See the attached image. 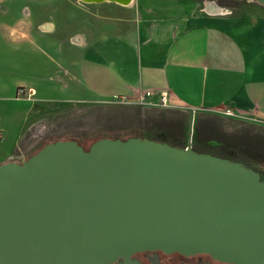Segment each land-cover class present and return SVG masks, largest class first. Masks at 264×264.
Wrapping results in <instances>:
<instances>
[{
  "label": "water",
  "instance_id": "obj_1",
  "mask_svg": "<svg viewBox=\"0 0 264 264\" xmlns=\"http://www.w3.org/2000/svg\"><path fill=\"white\" fill-rule=\"evenodd\" d=\"M145 250L264 264L263 173L140 136L0 164V264H139Z\"/></svg>",
  "mask_w": 264,
  "mask_h": 264
},
{
  "label": "crops",
  "instance_id": "obj_2",
  "mask_svg": "<svg viewBox=\"0 0 264 264\" xmlns=\"http://www.w3.org/2000/svg\"><path fill=\"white\" fill-rule=\"evenodd\" d=\"M125 1H87L111 7L86 12L87 25L67 15L61 28L40 10L0 8V50H6L0 53V164L32 149L22 138L35 104L13 99L18 88L61 91L71 77L101 98L167 94L192 114L233 108L264 121V12L198 13L191 0ZM249 146L252 155H264L257 140ZM251 158L264 172L263 158Z\"/></svg>",
  "mask_w": 264,
  "mask_h": 264
},
{
  "label": "rangeland",
  "instance_id": "obj_3",
  "mask_svg": "<svg viewBox=\"0 0 264 264\" xmlns=\"http://www.w3.org/2000/svg\"><path fill=\"white\" fill-rule=\"evenodd\" d=\"M198 13L208 11V4L216 5L219 12H230L231 15H247L263 13L260 4L250 0H191ZM0 8L26 7L32 12H45L49 19L58 25L65 26L67 15L75 13L83 18L82 25H87L86 13L100 9L105 12L111 6L97 5L84 0H24L21 6L16 1H0ZM103 9V10H102ZM68 31L60 33L64 37ZM68 37V36H67ZM6 50H0V53ZM0 58H4L0 57ZM3 62V61H2ZM65 66H69L66 62ZM32 67L37 72V59ZM71 67V66H69ZM62 74L64 69L60 71ZM30 76H34L31 72ZM67 76V74H66ZM69 76V75H68ZM70 88L61 91L37 93L30 99H13L29 101L34 105V111L28 120V129L22 138L27 148L25 158L20 157V150L15 154L18 162L36 153L46 143L56 140L80 139L90 145L92 139L100 137H123L142 135L161 141H168L178 147H194L197 145H215L219 148L231 150L235 155L247 159L254 166L261 163L251 160V157L263 158L264 155L250 154L249 140L257 137L260 144L264 142V121L252 119L249 115L235 109L220 111H197L192 114L187 109L175 106L169 97L166 105L160 104L161 97L145 100L127 98H101L90 91H86L75 78H70ZM232 113L229 114L227 111ZM9 125L14 122L8 120ZM33 146V147H32ZM23 150V149H22ZM17 161V160H11ZM9 162V161H8ZM6 163V162H5ZM264 162H262L263 164Z\"/></svg>",
  "mask_w": 264,
  "mask_h": 264
},
{
  "label": "flooded vegetation",
  "instance_id": "obj_4",
  "mask_svg": "<svg viewBox=\"0 0 264 264\" xmlns=\"http://www.w3.org/2000/svg\"><path fill=\"white\" fill-rule=\"evenodd\" d=\"M138 136L147 138L142 135H138ZM120 138L123 137L121 136ZM148 138H152V137H148ZM255 139H257V137H253V138L251 137V140H255ZM262 145L264 146V142L262 143ZM192 148L200 152H208L222 157H227L229 159L241 160L246 163L249 162L240 155H236V154L234 155L231 152V150H227V149L225 150L219 148L218 144L197 145ZM250 164L253 165L252 163ZM132 258L136 259L139 262V264H232L225 261H221L215 258L213 255L205 252L184 254L181 252L167 253L162 250H145L135 253L134 255H132Z\"/></svg>",
  "mask_w": 264,
  "mask_h": 264
},
{
  "label": "built area",
  "instance_id": "obj_5",
  "mask_svg": "<svg viewBox=\"0 0 264 264\" xmlns=\"http://www.w3.org/2000/svg\"><path fill=\"white\" fill-rule=\"evenodd\" d=\"M36 94L35 89L30 88V87H26V86H20L17 90L16 93V98L17 99H30L32 98L34 95ZM161 102L160 104L162 105H166V102L168 100V96L167 94H162L161 96ZM227 113L231 114L232 112L230 110L227 111Z\"/></svg>",
  "mask_w": 264,
  "mask_h": 264
},
{
  "label": "trees",
  "instance_id": "obj_6",
  "mask_svg": "<svg viewBox=\"0 0 264 264\" xmlns=\"http://www.w3.org/2000/svg\"><path fill=\"white\" fill-rule=\"evenodd\" d=\"M100 138H102V137H100ZM111 138V137H110ZM112 138H116V137H112ZM97 139H99V138H97ZM97 139H92L93 140V142L94 141H96ZM74 140H77L81 145H83L84 146V148L85 149H88L89 148V146L93 143H90V145H87V144H85V143H83L80 139H74ZM155 140H158V141H161V140H159V139H155ZM44 146V145H43ZM248 164H250V162H247ZM251 165V164H250ZM251 166H253V165H251ZM255 169H257V170H259L257 167H255V166H253ZM261 171V170H260ZM262 173H263V176H264V172L263 171H261Z\"/></svg>",
  "mask_w": 264,
  "mask_h": 264
},
{
  "label": "bare ground",
  "instance_id": "obj_7",
  "mask_svg": "<svg viewBox=\"0 0 264 264\" xmlns=\"http://www.w3.org/2000/svg\"><path fill=\"white\" fill-rule=\"evenodd\" d=\"M207 9H208V11H213V12H217V11L221 10L219 7H216V5L214 6L211 4H208Z\"/></svg>",
  "mask_w": 264,
  "mask_h": 264
}]
</instances>
